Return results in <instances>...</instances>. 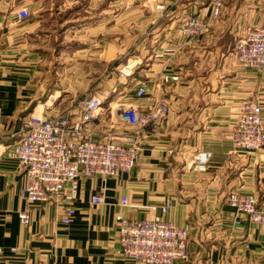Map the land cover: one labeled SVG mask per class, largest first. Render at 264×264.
<instances>
[{
  "label": "crops",
  "instance_id": "1",
  "mask_svg": "<svg viewBox=\"0 0 264 264\" xmlns=\"http://www.w3.org/2000/svg\"><path fill=\"white\" fill-rule=\"evenodd\" d=\"M145 1L151 8L143 12L160 19L156 5L166 7L167 23L158 20L157 25L164 26V41L174 54L128 60L132 71L126 76L131 75L133 84L129 85L128 95L118 97L120 92L115 93L108 107L133 106L143 112L162 108L166 113L158 124L142 128L127 125L115 111L109 116L99 115L91 127L97 136L107 131H136L139 158L131 172L117 178L83 181L73 203L74 215L64 225L59 201L27 204L21 199L26 180L15 161L1 150L18 137L22 115L29 107L31 114L41 108L42 117L58 115L62 98L51 100L49 108L44 106L53 94H70L72 107L64 111L72 121L77 120L82 98L76 100V96H80L83 86L62 87L54 79L67 78L77 64L78 58L72 57L79 51L71 53L70 58H50L42 51L40 36L46 25L43 16H51L52 7L43 9L37 0L35 15L39 17L21 22L16 16L19 2L15 5L11 0H0V264H133L116 255V217L149 219L160 214L165 205V221L189 226L188 257L174 264H264V226L248 224L224 201L229 190H236L252 194L264 204V147L244 154L232 152L230 144L241 103L257 102L264 122V69L245 70L230 57L235 41L248 27L264 25V0H224L216 20H210V0ZM112 4H120V0H112ZM94 5L98 13L88 14L79 30L104 31L110 12L104 11L101 0H95ZM190 16L208 21L206 29L194 38L178 32ZM111 19L113 25L117 24L120 13L113 10ZM60 43L67 46L68 42ZM93 43L96 62L104 64V38ZM142 63L144 66H140ZM167 75L179 79L164 82ZM101 76L95 80L98 89L103 85ZM115 76L113 73L112 79ZM140 81L146 84V91L137 96ZM195 152L212 154L203 172L190 168ZM100 195L103 202L92 204L91 197ZM122 197L127 199V207L120 205ZM24 210L29 214L28 225L18 219V213ZM237 222L242 223L241 229L235 228Z\"/></svg>",
  "mask_w": 264,
  "mask_h": 264
},
{
  "label": "built area",
  "instance_id": "2",
  "mask_svg": "<svg viewBox=\"0 0 264 264\" xmlns=\"http://www.w3.org/2000/svg\"><path fill=\"white\" fill-rule=\"evenodd\" d=\"M224 6V0H210V20H216ZM27 11L19 13V20H25ZM208 21L199 16H190L183 21L180 32L187 38H194L203 32ZM230 57L241 68L250 71L264 69V25L248 27L244 35L235 41ZM177 75H167L164 82L178 81ZM146 84L139 82L136 91L141 96ZM106 93L89 95L79 101L81 111L76 121L63 113L50 117H35L29 114L23 118L18 137L1 154L14 160L17 169L26 182L21 188V199L27 204H62L61 223L67 225L74 215L73 203L78 199L82 182L94 177L114 179L131 172L138 161L140 145L135 132L107 131L96 135L91 127L97 122ZM100 110V111H99ZM99 111V112H98ZM166 113L158 108L143 112L133 106L119 111L120 119L133 128L158 124ZM232 152L253 154L264 147V122L257 102H243L238 107V117L230 135ZM212 154L195 152L190 159L193 171L206 170ZM92 204H101L103 197L92 196ZM225 203L244 216L251 225L264 226V204L252 194L229 190ZM120 205L128 206L122 197ZM167 205L160 208V214L142 220H130L117 216L118 250L116 255L133 264H174L184 261L189 252V226H176L163 219ZM156 211L155 207L151 208ZM21 224L30 222L27 210L18 213ZM235 228L241 229L237 222Z\"/></svg>",
  "mask_w": 264,
  "mask_h": 264
},
{
  "label": "rangeland",
  "instance_id": "3",
  "mask_svg": "<svg viewBox=\"0 0 264 264\" xmlns=\"http://www.w3.org/2000/svg\"><path fill=\"white\" fill-rule=\"evenodd\" d=\"M3 1V0H2ZM15 5H20V10L17 13V19L19 20V13L23 10L27 11V17L25 20H19L21 22H28L39 17L35 13L37 10L35 7L38 5L37 0H11ZM41 2V7L43 9H48L52 7V15L43 16L45 19V26L41 31L40 43L41 49L50 58H70L71 53L75 54L72 58H78L77 64L72 66V72L66 76L55 77L54 81L57 85H62V87L71 84V86H83L81 89L82 93L76 96V100L83 99L86 96L98 94L101 90H105L106 99L104 100L103 107L100 114L103 116H109L110 111H115L116 115L119 116V111L125 106H113L108 107L109 101H112L114 94L120 92L118 97H124L129 93L130 77L126 76L132 69L128 68L127 65L130 64L135 58H165L166 54H174L173 48L166 46L168 42L164 41L166 38V30L162 32L161 28H164L166 21V7L164 4L160 3L156 5V10L161 14V19L157 18L153 14L143 12L145 8H151V6L145 0H120V4H112V0H101L104 2V11L106 13L110 12V18L106 16L104 21V31H96L93 29L89 30H79L87 19L88 14H96L97 9L95 7V0H38ZM152 2L151 0H149ZM154 5V2L153 4ZM114 6V7H113ZM155 6V5H154ZM60 8L56 11L55 8ZM95 7L94 9H91ZM101 7H99L100 10ZM116 9H119L116 11ZM115 10L116 13H120V19L117 24L113 25L111 22L112 11ZM110 19V20H109ZM158 20L160 25L158 24ZM48 25H52L53 28ZM158 29H160L158 31ZM180 34V29H179ZM162 33V34H161ZM161 34V36H160ZM103 37L105 40V58L106 62L104 64L97 63L95 55L96 49L94 47L93 41L97 38ZM56 39L57 41H54ZM64 40V41H63ZM68 42L67 46L61 44L60 42ZM83 43H89V46L83 45ZM61 44V45H60ZM114 45V46H112ZM167 52V53H166ZM110 58V60H109ZM142 59V60H143ZM145 60V59H144ZM54 63L51 65L53 66ZM63 68L59 64L58 67ZM144 66V63L140 64ZM99 70V75L96 74ZM117 70L120 73H117ZM113 73H116L114 79ZM101 76L102 86L100 89L96 88V78ZM114 80V81H113ZM88 82V83H87ZM121 82V84H119ZM118 83V85H117ZM111 84V86H110ZM101 94V92H100ZM98 94V95H100ZM59 104V115L68 112L64 111L71 108L70 94L61 93L60 95L55 94L49 96L47 100L60 101ZM112 98V99H111ZM51 106V105H50ZM48 106V108L50 107ZM32 107L26 111L22 117H26L33 111ZM113 108V109H112ZM42 109H37L33 113L35 117H41ZM98 111V112H99ZM21 124V122H18Z\"/></svg>",
  "mask_w": 264,
  "mask_h": 264
},
{
  "label": "bare ground",
  "instance_id": "4",
  "mask_svg": "<svg viewBox=\"0 0 264 264\" xmlns=\"http://www.w3.org/2000/svg\"><path fill=\"white\" fill-rule=\"evenodd\" d=\"M55 96H57V95H55ZM50 104H51V99L50 100H47V102L45 103L44 106H46V108H48L47 106H49Z\"/></svg>",
  "mask_w": 264,
  "mask_h": 264
}]
</instances>
